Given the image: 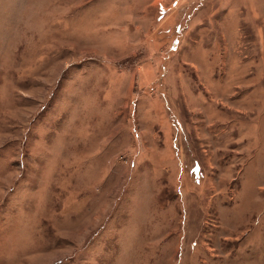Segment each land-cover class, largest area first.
<instances>
[{
    "label": "rangeland",
    "instance_id": "374dc122",
    "mask_svg": "<svg viewBox=\"0 0 264 264\" xmlns=\"http://www.w3.org/2000/svg\"><path fill=\"white\" fill-rule=\"evenodd\" d=\"M0 264H264V0H0Z\"/></svg>",
    "mask_w": 264,
    "mask_h": 264
}]
</instances>
